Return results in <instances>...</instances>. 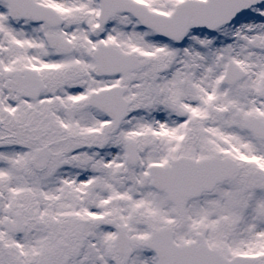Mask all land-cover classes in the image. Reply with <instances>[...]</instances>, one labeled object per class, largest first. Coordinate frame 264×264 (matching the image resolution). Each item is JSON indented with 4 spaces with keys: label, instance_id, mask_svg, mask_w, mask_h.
I'll list each match as a JSON object with an SVG mask.
<instances>
[{
    "label": "snow or ice",
    "instance_id": "6c2138e0",
    "mask_svg": "<svg viewBox=\"0 0 264 264\" xmlns=\"http://www.w3.org/2000/svg\"><path fill=\"white\" fill-rule=\"evenodd\" d=\"M0 264H264V0H0Z\"/></svg>",
    "mask_w": 264,
    "mask_h": 264
}]
</instances>
